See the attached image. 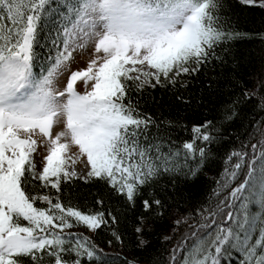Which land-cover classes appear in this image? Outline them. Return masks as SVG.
I'll return each instance as SVG.
<instances>
[{"label": "snow or ice", "instance_id": "obj_1", "mask_svg": "<svg viewBox=\"0 0 264 264\" xmlns=\"http://www.w3.org/2000/svg\"><path fill=\"white\" fill-rule=\"evenodd\" d=\"M0 264H264V0H0Z\"/></svg>", "mask_w": 264, "mask_h": 264}, {"label": "trees", "instance_id": "obj_2", "mask_svg": "<svg viewBox=\"0 0 264 264\" xmlns=\"http://www.w3.org/2000/svg\"><path fill=\"white\" fill-rule=\"evenodd\" d=\"M238 30L243 32H255L258 29H261V17L258 12L256 13H240L238 24ZM261 45L258 39H237L233 42V54L240 61V67L247 72L251 65L249 61L252 60L259 52ZM78 190L82 193L80 198V203H85V197H87V201L90 205L91 197L87 196L89 191V186L84 185L82 182H77ZM164 223V222H161ZM80 231H85L84 229H80ZM87 235V232H85ZM97 243H100L102 246L106 239V235L101 233L99 236L95 237ZM152 243L154 247H159V230L157 233L153 234L151 237ZM107 250V249H106Z\"/></svg>", "mask_w": 264, "mask_h": 264}, {"label": "rangeland", "instance_id": "obj_3", "mask_svg": "<svg viewBox=\"0 0 264 264\" xmlns=\"http://www.w3.org/2000/svg\"><path fill=\"white\" fill-rule=\"evenodd\" d=\"M88 58H89V56H88V52L87 51H85V52H78L76 54V60L73 63V68L75 69L77 67H83L86 64ZM38 152L40 153V155H38L36 157V159L39 161V160L42 159V156L46 154L45 147L44 146H40L38 148ZM77 167L79 168L81 166L78 164Z\"/></svg>", "mask_w": 264, "mask_h": 264}]
</instances>
